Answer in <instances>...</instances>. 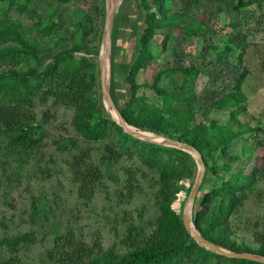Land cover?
<instances>
[{
    "label": "rangeland",
    "instance_id": "374dc122",
    "mask_svg": "<svg viewBox=\"0 0 264 264\" xmlns=\"http://www.w3.org/2000/svg\"><path fill=\"white\" fill-rule=\"evenodd\" d=\"M149 3L155 9L153 0ZM165 4L187 12L192 26L204 20L202 28L210 27L206 36L184 35L173 28L159 31L169 33V38L158 33L151 42L155 57L136 76L139 105L148 102L159 107L172 106L180 131L195 133L198 127V135L206 144L219 141L229 131L237 135L230 148L218 151L221 167L208 174L205 187L259 167L256 181L231 215L227 232L238 245L258 250L261 243L257 237L264 234L261 0H245L243 4L239 0H165ZM145 12L138 0H125L114 60L135 61L138 38L146 25ZM103 15L101 0H0V73L28 67L42 69L57 51L76 43L92 49L99 47L97 36ZM227 47L233 51L219 60V53ZM83 56L84 50L77 53V57ZM191 64L199 72L185 79L178 69ZM160 73L159 86L178 95L173 101L169 96L156 94L152 87ZM120 76L119 73L116 78L119 80ZM236 89H240V97L234 95ZM133 95L132 88L128 89L120 105ZM51 103H39L35 108L34 129L44 134L38 147L21 153L0 138V258L24 264H61L49 256L56 238L70 232L93 249L92 256L109 251L124 255L128 251L123 241L127 230L151 232L156 227L158 174L136 156L109 157L106 140L88 142L78 133L73 123L74 108ZM83 150L89 153L86 161L104 174L91 198L79 195V183L73 179L70 166ZM189 154L194 168L196 159ZM212 161L210 158V164ZM129 168L138 186L132 196L120 197L118 191L126 189ZM190 182L186 177L178 182L180 189L172 203L177 213H183ZM202 196L199 192L197 209ZM25 235L26 240L11 244L14 238Z\"/></svg>",
    "mask_w": 264,
    "mask_h": 264
},
{
    "label": "trees",
    "instance_id": "16d2710c",
    "mask_svg": "<svg viewBox=\"0 0 264 264\" xmlns=\"http://www.w3.org/2000/svg\"><path fill=\"white\" fill-rule=\"evenodd\" d=\"M138 1L140 7L146 11L144 34L138 38L139 54L133 63H123L113 59L114 99L130 124L184 141L201 152L206 173L199 189V192L203 193L200 208L196 207L199 200L198 192L193 220L202 235L209 241L226 248L264 256V234L257 237L261 243V248L258 250H252L247 245H238L227 234L231 215L243 203L247 196L246 190L256 181L259 167L254 168L249 174L239 172L229 179L221 180L215 186L205 187L208 174L215 172L217 167L218 169L221 167L218 165V151L225 152L230 148L237 135L229 131L219 141L211 140L209 144H206L198 135V127L195 133L180 131L181 128L176 118L177 113L175 114L176 110H173L172 106L159 107L148 102L139 105V98L136 97V89L139 88L136 76L142 68L148 67L155 57L151 47L152 40L158 33L159 35L164 34L166 39L169 38V33L159 32L160 30L173 28L181 30L184 35L206 36L210 26L203 29L201 25L204 20L198 21L197 26H192L188 22L191 17L187 12L167 7L165 0H153L155 9L149 0ZM101 2L104 15L102 16V29L97 36L99 47L92 49L76 43L57 51L42 69L28 67L27 69H10L0 73V138H4L11 149L27 153L38 147L44 137L43 132L34 129L35 108L39 103L47 104L51 101L52 106L55 107L74 108L76 111L74 127L86 141L106 140L109 157L119 159L123 155L130 158L136 156L143 164L156 171L160 182L156 195L159 215L156 227L151 232H135L133 228L127 230L123 241L128 251L124 255H116L111 251L102 254L99 251L100 254L94 253L95 255L92 256L93 249L80 242L70 232L56 238L54 249L49 257L55 263L61 264H208L210 262L264 264L228 257L200 245L187 231L182 213H177L172 208L176 193L180 189L178 182L183 177L191 179L187 189L188 193L193 185L197 166L192 167L188 159L190 154L181 149L136 138L126 133L107 113L102 103L99 61L95 59L100 53L106 19L105 0ZM244 2L245 0H239V4ZM236 9L240 7L237 6ZM123 11L124 8L115 32L114 58L118 49L116 41ZM81 50H84L85 56L79 58L77 53ZM232 51L230 47L221 51L219 60H224L227 52ZM178 70L183 72L185 79L199 72L195 64ZM119 73L121 76L118 80L116 75ZM160 76L161 73L156 74L154 84H152L156 94L169 96L172 101L178 98L175 91L172 92L159 86ZM128 85L132 88L134 95L129 101L120 105L126 91L130 89ZM234 95L240 97V89H236ZM87 151L83 150L80 155H75L70 162L73 179L79 183L78 192L83 198H91L98 182L104 177L97 167L86 161L89 154ZM210 158L213 159V164H210ZM128 170L126 189L118 191L120 197L132 196L134 189L138 186L132 170L130 168ZM126 190L127 193H125ZM27 238L28 235L14 238L11 244H18ZM0 264L24 263L14 259L0 258Z\"/></svg>",
    "mask_w": 264,
    "mask_h": 264
},
{
    "label": "water",
    "instance_id": "95a60500",
    "mask_svg": "<svg viewBox=\"0 0 264 264\" xmlns=\"http://www.w3.org/2000/svg\"><path fill=\"white\" fill-rule=\"evenodd\" d=\"M125 0H105L106 19L98 55L102 103L109 116L123 130L132 136L152 143L165 145L191 153L197 163V172L187 201L185 202L182 217L187 231L203 247L232 258H242L264 263V256L253 252H239L213 243L206 239L193 222L196 197L203 182L206 166L201 152L194 146L184 141L171 138L152 130L143 129L130 124L120 111L112 90V63L114 59L115 32L117 22L124 8Z\"/></svg>",
    "mask_w": 264,
    "mask_h": 264
},
{
    "label": "built area",
    "instance_id": "2783aa9c",
    "mask_svg": "<svg viewBox=\"0 0 264 264\" xmlns=\"http://www.w3.org/2000/svg\"><path fill=\"white\" fill-rule=\"evenodd\" d=\"M261 6H262L263 13H264V0H261Z\"/></svg>",
    "mask_w": 264,
    "mask_h": 264
}]
</instances>
